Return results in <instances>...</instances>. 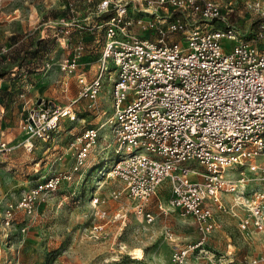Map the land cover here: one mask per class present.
Wrapping results in <instances>:
<instances>
[{
	"label": "built area",
	"instance_id": "obj_1",
	"mask_svg": "<svg viewBox=\"0 0 264 264\" xmlns=\"http://www.w3.org/2000/svg\"><path fill=\"white\" fill-rule=\"evenodd\" d=\"M128 2L97 0L95 14L103 19L86 29L100 34L101 65L92 80L78 76L79 99L96 101L103 80H111L112 114L101 113L106 117L101 126H110L114 141L107 176L122 185L112 195L137 199L142 213L144 204L169 183V205L192 217L200 234L196 242L175 246L173 264H189L195 252L205 250L210 235L222 229L219 214L228 211L223 195L236 194L248 183L243 169L264 182V23L254 36L242 35L217 0H145L153 11L178 9L199 18L196 24L180 16L165 19L152 40L133 34ZM248 7L264 14V0ZM69 8L76 12L74 3ZM63 23L71 27L65 31L70 34L75 20ZM174 35L178 38L166 41ZM83 50L78 44L62 60L66 75L75 72ZM75 102L63 106L43 100L30 109L21 122L28 150L33 139L53 140L64 118L77 119ZM98 137L99 130L89 127L75 141V172L86 165ZM0 146L10 149L6 142ZM71 178L52 174L24 192L7 210L6 225L14 209L31 214L41 198ZM246 192L233 204L246 211L239 228L264 233V191ZM146 218L153 220L149 213Z\"/></svg>",
	"mask_w": 264,
	"mask_h": 264
},
{
	"label": "rangeland",
	"instance_id": "obj_2",
	"mask_svg": "<svg viewBox=\"0 0 264 264\" xmlns=\"http://www.w3.org/2000/svg\"><path fill=\"white\" fill-rule=\"evenodd\" d=\"M253 1L256 0H217L237 30L250 36L264 23V14L248 7ZM70 3L75 4V13L70 11ZM96 5L97 0H0V76L20 79L19 89L25 94L23 103L17 104L11 102L13 96L6 95L0 111V142H6L10 148L3 150L0 146V264H173L176 244L183 246L200 238L194 219L169 205V183L163 184L144 204L142 213L137 199L126 193L119 198L112 195L122 185L107 176L115 158L114 141L110 126H101L106 120L101 113L112 114L111 80H103L96 101L79 99L77 81L78 76L92 80L101 65V47L96 46L100 34L86 29L103 19L95 14ZM51 12L61 14L57 24L63 28L57 30L56 22H50L53 31L45 32L44 17ZM128 14L134 24L133 34L152 40L157 39L155 27H164L165 19L180 16L191 24L199 23L198 16L187 11H153L145 0H129ZM72 19L75 27L67 35L65 31L71 27L63 21ZM177 38L174 35L166 41ZM230 42L223 41L227 46ZM78 44L84 46L82 57L75 72L66 75L61 62ZM37 49L47 50L46 59L42 53L35 54ZM43 78H48V85L39 92L33 88L27 91ZM65 78L75 86V94L58 87ZM43 100L58 105H70L77 100L73 104L77 119L64 118L53 140L33 139V149L28 150V134L21 122ZM89 127L97 128L99 137L86 165L75 172V141ZM243 170L248 183L240 190L245 188L246 194L264 191L260 175L248 168ZM56 173L71 174L72 178L41 198L31 214L14 209L7 226L10 206L15 208L24 192ZM236 199L239 200L238 196L230 193L223 195L228 208L219 214L223 227L210 235L205 250L195 252L189 264H264V233L240 230L239 221L246 211L241 205L233 208ZM148 213L152 221L146 218ZM136 249L143 253L141 258L134 255Z\"/></svg>",
	"mask_w": 264,
	"mask_h": 264
},
{
	"label": "crops",
	"instance_id": "obj_3",
	"mask_svg": "<svg viewBox=\"0 0 264 264\" xmlns=\"http://www.w3.org/2000/svg\"><path fill=\"white\" fill-rule=\"evenodd\" d=\"M46 15L47 16L44 17V21H45L44 24H46L47 27L43 31H45V32H47L48 30L53 31L52 25H48V24L50 22L59 23V20L58 19L61 18V14H58V13H55V12H51L50 14H46ZM51 20H54V21H51ZM53 27H55V26H53ZM61 28H63V26H61V25L58 24L57 25V30L58 29H61ZM42 38H44V37L42 36ZM47 55H49L48 52L43 53V58H45ZM1 78L3 79V83H2V85L0 87V89L2 88V90H0V92H1L0 93V111L3 110L2 104L4 105L5 102H6V100H5L6 95L7 96H10V95L13 96V98L11 99V102H13L15 104H17V103H23V97H24L25 94H24V91H21L19 89V87H20L19 86L20 85L19 84V80L20 79H16V78H14V76L13 77L11 76L9 78L8 75H4ZM67 81H68L67 78L61 79L59 83H62V84L61 85L59 84L58 87L62 91H65L67 89L68 90L70 89L75 94V86H73V84H71V83L69 84ZM14 83H16V84H14ZM47 83H48V78H45V79L43 78L42 80L39 81V84L37 86L34 87L33 85H31V89L29 87L30 90H27V91H32V88H33V89H36L39 92V90L41 88H43L46 85H48ZM32 93H34V90H33ZM30 101H31V99H29V102ZM25 104H28V101H25ZM63 106H65V105H63ZM2 124H3V118H2V115H0V127L2 126Z\"/></svg>",
	"mask_w": 264,
	"mask_h": 264
},
{
	"label": "bare ground",
	"instance_id": "obj_4",
	"mask_svg": "<svg viewBox=\"0 0 264 264\" xmlns=\"http://www.w3.org/2000/svg\"><path fill=\"white\" fill-rule=\"evenodd\" d=\"M246 185H247V183L241 185L240 188L243 186H246ZM240 188H239L238 193L233 194V195H236V197L238 196V198H239V193L245 192V188L243 190H240ZM236 200H238V199H236ZM241 200H242V198H241ZM242 201H244V199ZM134 255L136 256V258H141L143 256V253L141 252V250L136 249L134 252Z\"/></svg>",
	"mask_w": 264,
	"mask_h": 264
},
{
	"label": "trees",
	"instance_id": "obj_5",
	"mask_svg": "<svg viewBox=\"0 0 264 264\" xmlns=\"http://www.w3.org/2000/svg\"><path fill=\"white\" fill-rule=\"evenodd\" d=\"M46 52H47V50H43V52H41V51L39 52V50H38V49H37V50H35V54H36V55H37V54H41V53L43 54V53H46Z\"/></svg>",
	"mask_w": 264,
	"mask_h": 264
}]
</instances>
